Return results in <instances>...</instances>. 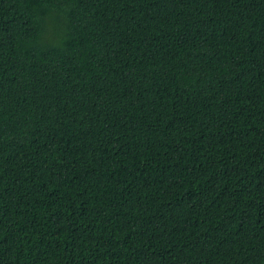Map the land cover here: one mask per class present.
<instances>
[{"label": "trees", "instance_id": "16d2710c", "mask_svg": "<svg viewBox=\"0 0 264 264\" xmlns=\"http://www.w3.org/2000/svg\"><path fill=\"white\" fill-rule=\"evenodd\" d=\"M0 264H264V0H0Z\"/></svg>", "mask_w": 264, "mask_h": 264}]
</instances>
